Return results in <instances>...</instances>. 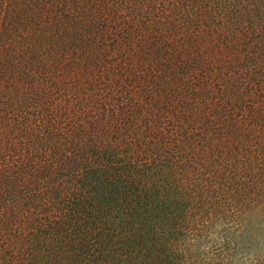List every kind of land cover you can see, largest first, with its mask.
Masks as SVG:
<instances>
[{
    "label": "trees",
    "instance_id": "obj_1",
    "mask_svg": "<svg viewBox=\"0 0 264 264\" xmlns=\"http://www.w3.org/2000/svg\"><path fill=\"white\" fill-rule=\"evenodd\" d=\"M0 264H264V0H0Z\"/></svg>",
    "mask_w": 264,
    "mask_h": 264
}]
</instances>
